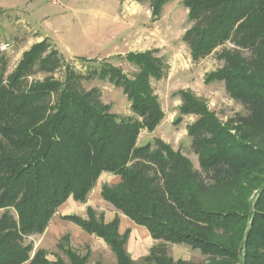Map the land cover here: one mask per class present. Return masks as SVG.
I'll return each mask as SVG.
<instances>
[{"label": "trees", "instance_id": "16d2710c", "mask_svg": "<svg viewBox=\"0 0 264 264\" xmlns=\"http://www.w3.org/2000/svg\"><path fill=\"white\" fill-rule=\"evenodd\" d=\"M171 1L137 0L150 5L155 21ZM183 4L191 27L182 41L193 60L216 53L224 67L207 83L223 82L246 111L224 124L180 93V114L197 117L187 131L199 170L161 139L139 145L142 132H154L165 117L151 84L169 70L158 51L125 58L139 68L134 78L111 64L77 72L46 39L12 71L10 57L0 53V264H88L69 235L57 245L67 261H51L27 241L43 235L70 198L86 204L103 174L121 178L103 186V199L161 242L142 264H196L175 261L169 245L200 251L205 264H264V0ZM61 70L63 80L55 78ZM96 79L122 89L131 116L112 113L99 88L85 87ZM254 193L255 201L247 200ZM63 220L103 240L117 264H138L127 253L131 231L119 233V217L107 224L88 208L87 218Z\"/></svg>", "mask_w": 264, "mask_h": 264}, {"label": "rangeland", "instance_id": "374dc122", "mask_svg": "<svg viewBox=\"0 0 264 264\" xmlns=\"http://www.w3.org/2000/svg\"><path fill=\"white\" fill-rule=\"evenodd\" d=\"M183 2L172 0L167 3L162 16L155 21L150 5L137 0H58L56 5L49 0H0V45L13 44L4 53L12 61L11 71L21 60L23 49H30L33 43L46 39L77 72L87 74L111 64L129 78L140 72L136 65L125 60L129 54L158 51L157 56L164 58L169 70L162 80L151 79V84L165 117L154 132H142L139 145L145 146L161 139L175 151H181L199 170V160L192 152L187 131L197 117L180 114V93L188 92L203 102L224 124L238 114L245 115L246 111L230 96L223 82L207 83L208 75L224 67L217 54L196 62L189 47L183 43V36L191 27ZM226 48L232 46L228 44ZM44 77L38 75L37 79ZM55 78L63 80L64 70L57 72ZM85 87L99 88L112 113L121 117L132 115L122 89L111 85L108 80L96 79ZM255 198L254 193L247 200L253 202ZM227 203L231 205L232 201ZM3 214L4 211H0V218ZM128 229L131 235L126 244L127 253L133 261L142 264L151 248L161 242L154 241L149 233L137 231L131 224L121 225V235ZM67 235L75 252L82 257L89 255L88 264H117L116 256L103 240L95 236L85 239L71 228L61 229L53 222L43 235L30 237L27 243H33L35 250L45 249L51 261H55L57 256L67 261L57 248L61 238ZM169 255L175 261L207 263L200 251L187 245H169Z\"/></svg>", "mask_w": 264, "mask_h": 264}, {"label": "crops", "instance_id": "0c3cea01", "mask_svg": "<svg viewBox=\"0 0 264 264\" xmlns=\"http://www.w3.org/2000/svg\"><path fill=\"white\" fill-rule=\"evenodd\" d=\"M14 42V41H12ZM17 43V42H16ZM14 43V45L16 44ZM37 42L33 43L35 45ZM11 47L13 44L10 42ZM21 43L20 45H22ZM29 49L25 50L23 49L21 57L24 52L28 51ZM10 66L12 67V61L10 63ZM16 67V65H15ZM121 182V178L111 175V174H103L101 178L99 179L95 189L90 193L88 197V202L86 204H81L79 202H76L73 198H70L58 211V213L55 215L51 223L59 225L61 229L65 227L71 228V230L75 231L76 233H79L80 236H82L85 239H90L93 237L92 235L87 234L83 231L81 227L78 225L63 220V217L66 216H79L82 218H87V210L88 208H92L97 214H103L105 223L110 224L112 223L117 217L120 219V226H119V233H120V227L121 225L129 226L130 224L135 226L138 230L137 231H143L146 233H149L147 229L143 227H139L136 224H134L132 221H130L127 217H125L123 214L118 212L116 209H114L109 203H107L103 197H102V188L104 185L114 186ZM61 221L67 222L68 224L62 225ZM130 230V229H128ZM131 231V230H130ZM121 234V233H120ZM131 235V234H130ZM150 235V233H149ZM151 236V235H150ZM152 238V237H151Z\"/></svg>", "mask_w": 264, "mask_h": 264}, {"label": "built area", "instance_id": "2783aa9c", "mask_svg": "<svg viewBox=\"0 0 264 264\" xmlns=\"http://www.w3.org/2000/svg\"><path fill=\"white\" fill-rule=\"evenodd\" d=\"M49 2L56 5L58 3V0H49ZM10 47H11V44L3 43L0 45V52L5 53L9 51Z\"/></svg>", "mask_w": 264, "mask_h": 264}]
</instances>
